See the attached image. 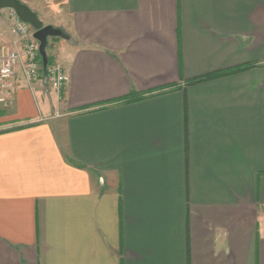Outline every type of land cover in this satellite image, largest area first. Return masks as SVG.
Masks as SVG:
<instances>
[{"label": "crops", "instance_id": "0c3cea01", "mask_svg": "<svg viewBox=\"0 0 264 264\" xmlns=\"http://www.w3.org/2000/svg\"><path fill=\"white\" fill-rule=\"evenodd\" d=\"M18 1L69 84L0 107V264H264V0Z\"/></svg>", "mask_w": 264, "mask_h": 264}, {"label": "built area", "instance_id": "2783aa9c", "mask_svg": "<svg viewBox=\"0 0 264 264\" xmlns=\"http://www.w3.org/2000/svg\"><path fill=\"white\" fill-rule=\"evenodd\" d=\"M5 13L11 22L10 35L13 44L0 46V106L11 104L19 67L28 84L45 81L53 91L62 94L69 84L65 67L58 63H49L44 68L39 43L33 38V28L22 22L14 11L5 10Z\"/></svg>", "mask_w": 264, "mask_h": 264}, {"label": "water", "instance_id": "95a60500", "mask_svg": "<svg viewBox=\"0 0 264 264\" xmlns=\"http://www.w3.org/2000/svg\"><path fill=\"white\" fill-rule=\"evenodd\" d=\"M5 10L14 11L22 22L33 28L35 31L33 38L39 43V51L43 61V66L44 68H47L49 65V58L47 54L49 40L52 38L67 40L65 33L61 29L54 28L53 26H45L34 11L18 0H0V18L2 12Z\"/></svg>", "mask_w": 264, "mask_h": 264}, {"label": "rangeland", "instance_id": "374dc122", "mask_svg": "<svg viewBox=\"0 0 264 264\" xmlns=\"http://www.w3.org/2000/svg\"><path fill=\"white\" fill-rule=\"evenodd\" d=\"M48 12L46 11H40L38 12V17L39 19L43 22V23H48L50 20H49V15L47 14ZM45 25V24H44ZM47 26V25H45ZM59 40V38H52L49 40V46L47 48V54H48V58L50 59L51 63H58V64H61L59 62H53L52 59H53V50L55 48V44L56 42ZM62 65V64H61ZM63 66V65H62ZM45 87L47 88H50L51 87L49 86L48 82H45L44 83ZM55 92V91H54ZM63 94V93H62ZM62 94H59V96H61ZM2 109L8 111L10 108H11V105L8 104L7 106H0Z\"/></svg>", "mask_w": 264, "mask_h": 264}, {"label": "trees", "instance_id": "16d2710c", "mask_svg": "<svg viewBox=\"0 0 264 264\" xmlns=\"http://www.w3.org/2000/svg\"><path fill=\"white\" fill-rule=\"evenodd\" d=\"M49 63H51L50 59H49ZM220 75H221V74L213 75V76H209L208 78L202 79L201 81H205V80H208V79H211V78H214V77H218V76H220Z\"/></svg>", "mask_w": 264, "mask_h": 264}]
</instances>
